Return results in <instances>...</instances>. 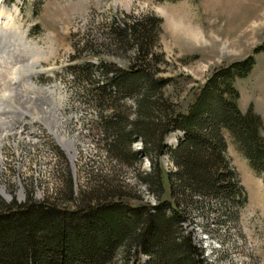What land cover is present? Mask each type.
Listing matches in <instances>:
<instances>
[{
  "label": "rangeland",
  "instance_id": "1",
  "mask_svg": "<svg viewBox=\"0 0 264 264\" xmlns=\"http://www.w3.org/2000/svg\"><path fill=\"white\" fill-rule=\"evenodd\" d=\"M1 10L0 21L10 22L13 32L0 39V91L16 66L19 79L31 78L47 86L51 94L47 100L58 120L50 127L72 140L73 147H62L43 124L39 134L28 132L20 138L10 133L1 140L0 202L23 203L31 195L36 201L47 198L74 208L109 193L116 194L114 201L132 206L172 200L165 172L176 171V166L169 155L156 156L163 176V192L158 195L143 179L151 170L152 157L140 152L141 141L121 144L125 154L119 158L100 125L101 108L108 114L113 106L121 117H130L135 101L127 97L92 101L91 88L102 76L91 71L89 78L82 79L78 70L86 63L128 66L127 54L116 50L105 34L106 25L114 19L161 18L155 50L162 59L155 66V77L170 79L164 95L182 110L214 69L262 47L254 53L249 74L235 84L240 110L252 105L262 118L264 136V0H0ZM29 59L32 63L25 66ZM223 135L246 201L231 217L225 215L231 200L211 197L219 208L190 210L183 228L193 227L204 256L214 264H264L263 177L251 168L231 135L225 130ZM139 260L138 264H148L149 259L141 256ZM136 262L132 255L128 264Z\"/></svg>",
  "mask_w": 264,
  "mask_h": 264
},
{
  "label": "trees",
  "instance_id": "2",
  "mask_svg": "<svg viewBox=\"0 0 264 264\" xmlns=\"http://www.w3.org/2000/svg\"><path fill=\"white\" fill-rule=\"evenodd\" d=\"M161 23L155 15L112 20L106 25V37L116 50H124L128 66L86 63L78 70L82 79L89 78L91 71L102 76L93 83L92 101L125 97L135 101L130 117H121L113 106L108 114L101 108L100 125L119 158L125 154L121 144L141 141L140 152L152 157L151 170L143 179L158 195L163 192V176L157 157L169 155L176 166V171L165 172L172 200L132 206L114 201L116 194L109 193L74 208L47 198L36 201L31 195L23 203L0 202V264H128L132 255L136 264L141 256H148V264H203L201 247L183 228L190 210L218 209L217 202H211L214 197L231 200L225 215L233 217L234 209L246 201L227 157L223 130L264 184L262 118L252 105L240 110L235 84L249 74L254 53L263 48L214 69L182 110L164 95L170 79L155 77V66L162 59L155 50ZM170 133L176 135L167 146ZM70 187L68 183L69 192Z\"/></svg>",
  "mask_w": 264,
  "mask_h": 264
},
{
  "label": "bare ground",
  "instance_id": "3",
  "mask_svg": "<svg viewBox=\"0 0 264 264\" xmlns=\"http://www.w3.org/2000/svg\"><path fill=\"white\" fill-rule=\"evenodd\" d=\"M2 13L3 11H0V18L2 17ZM8 22V21H7ZM3 23L2 21H0V39H3L5 36L8 35L9 31H12V24L10 22L8 23ZM47 126H49V130L53 133V135L55 136L56 140L64 147H66L67 149H70L73 147V142L72 140L66 139L63 136H61L58 132L54 131L52 129V127H50L51 125L57 123V118H55L52 114L48 115L46 120ZM52 129V130H51ZM18 134L20 136V138L23 136V134L20 131H17L15 129L9 128L7 131H3L0 130V157H1V140L7 139L9 134ZM24 138V137H23ZM16 145V143H15ZM71 152V151H70ZM73 154V153H72ZM71 156V155H70Z\"/></svg>",
  "mask_w": 264,
  "mask_h": 264
},
{
  "label": "built area",
  "instance_id": "4",
  "mask_svg": "<svg viewBox=\"0 0 264 264\" xmlns=\"http://www.w3.org/2000/svg\"><path fill=\"white\" fill-rule=\"evenodd\" d=\"M28 127H29L28 123H24L20 120H17V122H15L11 118H8V119H6V123L0 128V130L7 131L9 128H12V129H15L17 131H20L22 134H25L27 136L28 135L27 133L31 132V129H29ZM32 130H33V128H32ZM184 225L186 226L187 224L185 223ZM189 227H191V228L190 229L187 228L186 230L184 229L185 233L190 234L193 241L198 246L202 247L201 239L196 238V235L193 234V232H192L193 227L192 226H189ZM202 232L205 235H208V232L206 231V229H204V231H202ZM203 264H214V263H213V261L209 260V258L206 255L204 256V253H203Z\"/></svg>",
  "mask_w": 264,
  "mask_h": 264
}]
</instances>
